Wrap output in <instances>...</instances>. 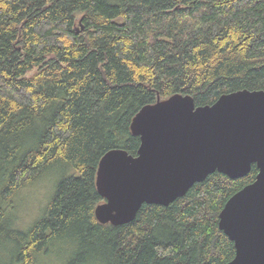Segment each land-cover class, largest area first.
<instances>
[{
	"label": "trees",
	"instance_id": "16d2710c",
	"mask_svg": "<svg viewBox=\"0 0 264 264\" xmlns=\"http://www.w3.org/2000/svg\"><path fill=\"white\" fill-rule=\"evenodd\" d=\"M242 90L264 91V0H0V198L11 207L21 188L74 170L27 232L0 208V264H51L63 241L62 264L230 262L218 215L254 165L119 226L95 219V178L107 152L137 155L130 124L142 107L175 94L207 106Z\"/></svg>",
	"mask_w": 264,
	"mask_h": 264
},
{
	"label": "water",
	"instance_id": "95a60500",
	"mask_svg": "<svg viewBox=\"0 0 264 264\" xmlns=\"http://www.w3.org/2000/svg\"><path fill=\"white\" fill-rule=\"evenodd\" d=\"M130 131L139 137L137 155L114 149L98 163L100 224H127L144 204L166 207L215 172L235 180L254 165V181L228 199L218 227L235 250L227 264H264L263 90L224 94L200 107L175 94L142 107Z\"/></svg>",
	"mask_w": 264,
	"mask_h": 264
},
{
	"label": "rangeland",
	"instance_id": "374dc122",
	"mask_svg": "<svg viewBox=\"0 0 264 264\" xmlns=\"http://www.w3.org/2000/svg\"><path fill=\"white\" fill-rule=\"evenodd\" d=\"M73 174L74 170L71 167L69 169L65 167L54 169L46 177L21 188L15 194L11 207L7 201L0 198V208L7 209V213L15 216V227L18 230L27 232L43 216L45 208L54 194L57 182L64 176ZM70 250V245L63 241L53 246L48 261L51 264L65 263L67 261L65 257L70 255ZM1 254L2 249L0 256Z\"/></svg>",
	"mask_w": 264,
	"mask_h": 264
}]
</instances>
